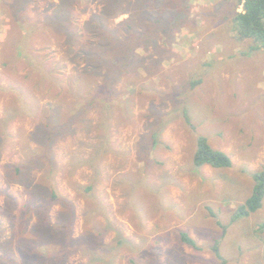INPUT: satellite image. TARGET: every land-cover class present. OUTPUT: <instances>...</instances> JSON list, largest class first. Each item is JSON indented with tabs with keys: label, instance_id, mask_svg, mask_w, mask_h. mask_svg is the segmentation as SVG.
Wrapping results in <instances>:
<instances>
[{
	"label": "rangeland",
	"instance_id": "374dc122",
	"mask_svg": "<svg viewBox=\"0 0 264 264\" xmlns=\"http://www.w3.org/2000/svg\"><path fill=\"white\" fill-rule=\"evenodd\" d=\"M20 1L18 9V0H0V119L9 116L0 128V246L14 251L15 228L20 232L23 216L19 207L2 212L6 202L1 191L23 204L31 186L42 187L44 175V183L66 201L50 206L49 246L38 264H213L221 259L225 264H264V249H246V241L238 237L232 244L224 239L222 246L217 241L216 221L223 223L219 211L225 201L238 203L250 196L251 174L264 169V49L235 38L233 0H164V7H184L183 15L178 26L168 29L167 45L158 41L138 48V63L118 81L123 104L105 121L107 153L93 166L79 163L94 154L100 141L101 117L90 111L55 139L53 168L46 155L28 162L34 158L30 150L41 149L37 133L51 105H58L62 121L73 100L56 102L41 90L37 76L26 77L28 63L17 53L16 41L29 37L30 54H45L49 65L64 57V75L82 63L68 60L63 35L59 41L41 27L62 0ZM63 5L69 9L71 3ZM102 6L101 0H78L70 9L75 22L71 29L83 30L90 12ZM158 6L150 2L153 12ZM241 10L239 6L236 12ZM127 17L113 19L120 33ZM20 22L36 32L18 27ZM173 91L192 126L175 110ZM12 98L26 107L21 114L10 113L17 104ZM197 136L226 153L232 166L196 168ZM26 163L29 174L23 182L11 173ZM30 217L31 223L40 219L35 212ZM247 230L242 227L246 238ZM36 231V226L27 230L28 241L36 242ZM182 233L196 240V246L182 242Z\"/></svg>",
	"mask_w": 264,
	"mask_h": 264
},
{
	"label": "trees",
	"instance_id": "16d2710c",
	"mask_svg": "<svg viewBox=\"0 0 264 264\" xmlns=\"http://www.w3.org/2000/svg\"><path fill=\"white\" fill-rule=\"evenodd\" d=\"M19 1L16 4L18 9L20 8ZM67 1L71 3L69 9L63 5V2ZM77 1L62 0V5L58 6L57 12L47 17L42 24L43 26H41L42 28H48L53 35L58 37L59 41L63 35L65 37L63 44L66 45L65 53L71 57L68 60L82 63L80 68L73 67L70 75H64L67 70V66L63 61L66 60L64 57H60L55 64L49 65L47 64L48 57L45 54L41 58L35 54H33V57L31 55L33 52L30 54L28 49L29 37H23L22 40L16 41L17 53L28 63L26 77L37 76L39 81L37 84L40 85L41 90L43 88L44 91H47L46 93L52 94L50 99H55L56 102H61L65 98L73 100L70 102L73 108L68 109L65 114L68 117L66 120L60 121L61 113L57 104L55 106L51 105L49 108L48 114L45 116L46 121L43 122L42 128L41 125L39 126L40 132L38 130L37 133L39 141L41 138V149L30 150V152H33L34 158L31 157L28 162L32 164L37 160L40 161V158L46 155L47 160L50 161V167L53 168L54 161L51 158V153L55 139L57 140L58 136L63 132L69 133L73 124L86 117L90 111H96L98 116L101 117L97 127L101 132L99 134L100 141H98L97 148L94 146L95 152L93 155L86 158L83 162H79L81 160H76V162L93 166L102 155L107 153L108 139L103 136L108 131L105 121H107L114 109L121 108L123 104L117 89L118 81L128 69L138 63L136 53L138 48L156 46L158 41H162L165 46L167 45L168 37L171 36L167 31L172 26H178L184 9L180 5L174 7L176 5L172 6L171 4L169 7H164V0H101L102 8L90 12L88 20L84 24V29L72 30L71 27L75 22L70 9L75 7ZM150 2L154 5L159 4L156 11L153 12L154 9L150 7ZM233 2L235 8L233 13L235 38L238 41L248 40L250 43H255V48L251 46L250 50L253 48L264 49V0H233ZM239 6H241L242 10L236 12ZM177 8L181 9L171 15L170 11H174ZM86 11V8L82 10L83 13ZM122 14H126L128 17L123 21L124 29L120 33L116 25L113 24V19ZM29 26L20 22L18 27H24L26 31L35 33L36 30ZM35 27L39 29V26ZM74 41H76L75 45ZM176 94L177 92H172L175 110L182 111L185 123L192 126L188 110L182 100H179L178 96H174ZM12 100L17 102V104L10 113L21 114L20 110H25L26 107L19 104L16 99L12 98ZM180 107H182V110ZM8 118L9 116L0 119V128L4 127V122L5 120L8 121ZM1 140L2 137L0 135V144ZM192 161L196 168L204 165H209L216 169L230 168L232 166L230 157L222 151L213 149L204 136H197L196 138V150ZM27 163L15 166L11 175L20 181L27 182L28 167L30 166ZM42 178L39 181L42 187L31 186L28 190V197L23 204L18 205L16 198L9 196L5 190L1 191L6 202V207L3 208L2 212L19 207L23 216L20 218L22 219L20 232H17L15 228V233L18 237L16 236L12 247L14 251L10 252L5 245L0 246L1 250H3V253L0 254V264H13L15 260L18 264H38V260L43 258V251H46L45 246H49L46 239L47 227H49L50 221V206L56 201L65 203L66 199L58 196L57 191L53 187L51 188L50 185L48 187ZM253 180L252 194L246 199L244 204L237 208V217L247 216L262 206L264 198V169L253 173ZM48 182L46 181V183ZM89 190H91V187H86V191ZM31 212L37 213L40 219L34 223L29 222ZM7 216L9 217L10 215L8 214ZM13 217L11 220H13ZM34 226H36L37 231L32 233L34 235L32 239L36 242L32 243L28 241L30 238L28 234L31 231L27 232V230H32ZM1 233L2 230L0 228V236ZM180 237L181 241L187 245L196 246L195 242L185 233L180 234ZM19 246L43 247L30 249ZM214 250L217 256L220 257L217 247H214ZM46 254L47 252H45L44 256ZM213 264H225V261L221 259L219 263Z\"/></svg>",
	"mask_w": 264,
	"mask_h": 264
},
{
	"label": "crops",
	"instance_id": "0c3cea01",
	"mask_svg": "<svg viewBox=\"0 0 264 264\" xmlns=\"http://www.w3.org/2000/svg\"><path fill=\"white\" fill-rule=\"evenodd\" d=\"M206 166H209V165H204V167ZM252 175L253 173L251 174V177ZM253 186H254V181H253ZM253 186H252V190H253ZM251 194H252V191H251ZM248 197H245L243 201H239L238 203L234 201L233 199H230L229 201L228 200L225 201V204L223 206V211L222 212L219 211L221 214L220 218L223 220V223H221L220 221H216L217 222L216 227L219 233V235L217 236V239H218L217 241L220 240L218 244L222 246L224 239L230 240V243L232 244L233 239L238 237L239 239H243L244 242L246 241V243H244V246H247L246 249H250L255 252H261L264 249V202L262 201V206L257 211L250 213L247 216L237 217V208L240 205L244 204V202L246 201ZM242 221H245V222H242ZM246 221H249L248 225H245ZM243 226H246V228H248L247 238L244 237V234L242 232ZM194 233L196 234V238H197L198 233L196 232ZM229 233L232 235L231 238L228 236ZM217 241H216V244H217ZM194 242H196V240Z\"/></svg>",
	"mask_w": 264,
	"mask_h": 264
}]
</instances>
